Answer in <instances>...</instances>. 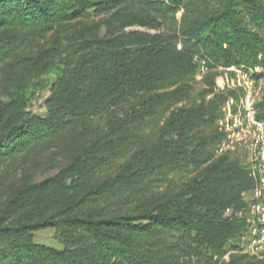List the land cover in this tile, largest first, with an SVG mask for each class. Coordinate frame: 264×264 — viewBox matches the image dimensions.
I'll list each match as a JSON object with an SVG mask.
<instances>
[{
    "label": "trees",
    "instance_id": "trees-1",
    "mask_svg": "<svg viewBox=\"0 0 264 264\" xmlns=\"http://www.w3.org/2000/svg\"><path fill=\"white\" fill-rule=\"evenodd\" d=\"M91 11L104 18L78 25ZM181 11L179 30L162 33ZM197 56L210 69L264 66V0H0V162H65L1 197L0 264H264L223 260L246 227L228 212L254 187L239 158L217 154L235 93L174 110L189 83L154 94L195 78ZM50 87L45 117L30 112ZM164 104L162 126L145 133L143 114ZM258 109L264 120V98ZM174 171L193 176L151 193ZM50 228L62 249L34 242Z\"/></svg>",
    "mask_w": 264,
    "mask_h": 264
},
{
    "label": "built area",
    "instance_id": "built-area-1",
    "mask_svg": "<svg viewBox=\"0 0 264 264\" xmlns=\"http://www.w3.org/2000/svg\"><path fill=\"white\" fill-rule=\"evenodd\" d=\"M197 79L203 81L209 71L206 58L197 56ZM217 93H235L224 103L217 121L222 140L217 154H231L250 170L254 187L242 194L245 207L236 212L246 223L244 231L231 243V254H244L264 263V120L258 118V106L264 98V67L219 65Z\"/></svg>",
    "mask_w": 264,
    "mask_h": 264
},
{
    "label": "rangeland",
    "instance_id": "rangeland-1",
    "mask_svg": "<svg viewBox=\"0 0 264 264\" xmlns=\"http://www.w3.org/2000/svg\"><path fill=\"white\" fill-rule=\"evenodd\" d=\"M95 1V0H94ZM183 11L178 13L175 18L166 20L161 28L162 33H172L174 29L179 30L181 26ZM102 16L97 15L95 11H91L88 15V18H85L81 21H78V25H91L93 23H97L102 20ZM130 30L134 31H147L150 33H155L154 30H147L146 28L135 27ZM264 67V66H263ZM221 72L218 69H209L208 73L205 75L203 81H198L197 76L189 77L181 81L177 80H166L161 85L154 90V94H161L163 92L169 91L175 88V85H180L183 82H187L192 86L191 91L188 97L185 100L175 106L172 109L182 108V107H190L194 104H201L202 102H209L213 99L217 92L215 91L216 81L220 80ZM179 82V83H178ZM175 86V87H173ZM172 87V88H171ZM51 87L41 92L35 100L32 102V107L29 110L33 114L45 117L47 109L46 103L48 98L51 96ZM5 85L0 81V95H3L5 92ZM168 108V104L162 105L156 112L155 116H150L147 114H143L141 119H144L141 126L144 128V132L147 134H154L163 124V117L165 116V112ZM151 110V109H150ZM220 119V118H219ZM218 119V120H219ZM211 132V131H210ZM22 155L16 156L13 159H6L3 162H0V205H1V197L4 196V193L8 197L15 189L21 184L24 183H32V182H40L46 178L53 176L57 170L63 165L65 162H61L52 159V157H48L47 159H43L38 164L31 165H23L22 163H17L18 159ZM236 158V157H234ZM121 161H118L117 164H114L113 167L118 165ZM112 167V168H113ZM193 174L191 172H178L174 171L165 176H159L157 179L151 181V193L157 194L159 192H164L169 189H175L180 187L182 184L187 182L189 178H191ZM1 210V206H0ZM236 212H228V215L235 216ZM34 242L40 245H44L46 247L62 249L63 243L61 238L58 235V232L55 229H45L41 231H37L33 233ZM228 252L223 260L229 259L232 255L231 246L228 247ZM191 261L188 264H205L203 261L198 262L195 258L190 259Z\"/></svg>",
    "mask_w": 264,
    "mask_h": 264
}]
</instances>
